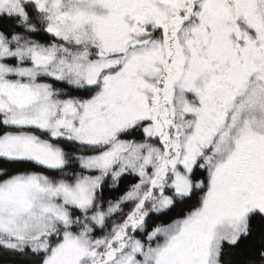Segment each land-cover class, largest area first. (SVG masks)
<instances>
[{
  "label": "snow or ice",
  "instance_id": "1",
  "mask_svg": "<svg viewBox=\"0 0 264 264\" xmlns=\"http://www.w3.org/2000/svg\"><path fill=\"white\" fill-rule=\"evenodd\" d=\"M0 264H264V0H0Z\"/></svg>",
  "mask_w": 264,
  "mask_h": 264
}]
</instances>
